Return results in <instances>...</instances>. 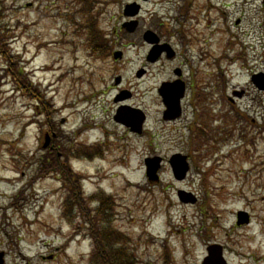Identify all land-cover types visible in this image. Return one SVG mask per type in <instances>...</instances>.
<instances>
[{
  "label": "rangeland",
  "instance_id": "rangeland-1",
  "mask_svg": "<svg viewBox=\"0 0 264 264\" xmlns=\"http://www.w3.org/2000/svg\"><path fill=\"white\" fill-rule=\"evenodd\" d=\"M133 1L0 0L6 264H87L100 230L108 235L103 249L122 252L126 264H202L210 244L223 246L227 264H264V93L250 81L264 72V0H141L138 26L128 32L121 27L133 17L122 10ZM146 30L186 56L184 69L203 73L197 83L205 97L193 100L196 113L187 103L175 133L160 121L154 91L169 66L158 62L136 78L150 49ZM115 51L123 57L114 59ZM120 88L148 110L142 135L113 120ZM227 109L226 125L203 116ZM196 140L203 146L193 153ZM174 153L192 155L183 181L166 163ZM152 156L163 161L157 182L145 176ZM177 190L197 202L181 203ZM238 211L248 212V223L236 225Z\"/></svg>",
  "mask_w": 264,
  "mask_h": 264
},
{
  "label": "flooded vegetation",
  "instance_id": "flooded-vegetation-1",
  "mask_svg": "<svg viewBox=\"0 0 264 264\" xmlns=\"http://www.w3.org/2000/svg\"><path fill=\"white\" fill-rule=\"evenodd\" d=\"M144 1V0H143ZM147 1V0H145ZM134 2V1H133ZM138 3V5L140 6L141 8V3H143L141 0H137L136 1ZM183 11V10H181ZM184 13L182 15H187V10H184L183 11ZM138 18V17H137ZM137 20V19H136ZM135 20V21H136ZM138 22V21H137ZM179 34V39H183L184 38V42H186V34L184 33V31H179L178 32ZM156 36V39H158V44L159 45H163V44H166L168 45V50L167 51H162L158 56H157V60H155L154 62H147L142 68H140L141 71H143V75L137 79H142L148 72H149V69L147 68V66H154L156 65L158 62H162L163 65H166V66H169V70H170V74H168V76L163 79L160 83L162 82H170V83H173L174 84V89L175 88H178L179 90H177V92L173 93L174 90L171 92L172 94V97H176L178 96L179 94L180 95V98H179V113L177 115V117H175L174 119H166L167 117H164V111H165V107L161 101V97L159 96V92H158V86L156 87V90L155 91V94L158 98V107H159V114H160V121L162 123H164L165 125L168 126V130L170 133H175L176 131L178 130H182L178 123L185 119L186 118V115L188 114L187 112V103L189 102V105H191L193 107L192 111L193 113H196V106L194 104V102H196V98L198 96H203L205 97V94H202L199 92V86H198V83H197V80L200 79V81L202 82V77H203V73L200 72L198 73L197 70L193 69L192 66H188V69H184V65H186L185 63L187 62V58L186 56H184V54L182 53H179L177 54V51L174 49V47L169 44L168 42H161V39L159 36ZM191 43H193V41H191ZM187 47L188 45L187 44H184V47H182L183 51H187ZM178 58H181L183 60L182 61H179ZM170 61V62H169ZM176 61L177 64L176 65H173V62ZM186 61V62H184ZM166 63V64H165ZM123 87V86H121ZM214 91L219 93L218 92V87H214ZM120 89H125V90H129V96L127 97V99L125 100H122L120 101L119 103H116L118 105L120 104H128L134 108H137L139 110H141V112L143 113V116H144V121L142 123V129H141V132L139 135H142L145 131H146V128H147V125H148V110H146L143 106H141L140 104L138 103H135L133 101V90L130 89V88H120ZM181 89V90H180ZM244 91H242V94H243ZM127 92H122L123 95H125ZM202 94V95H201ZM242 94H240L239 96H242ZM210 95V93H209ZM208 96V94L206 95ZM194 100V102H193ZM225 113H219V111L216 113V114H213L210 112V114H206L205 112H203V116L205 118H210V117H215V119L217 120H221L222 124L226 125L229 123V120L230 119V112L229 110H224ZM199 113V112H198ZM140 115V114H139ZM210 116V117H209ZM200 117L197 115V118ZM203 117H201L202 121L204 120ZM124 128L127 130L128 133L130 134H133L130 132L129 128L130 127H125ZM183 128H187L188 130H191V126H183ZM199 128V127H198ZM217 129L218 131H220V128L219 126H217ZM197 130V126L194 128V131ZM223 130H227L228 133H230V130L228 129V126L226 128H223ZM199 132H202L205 133V130H203V128H199V130H197ZM217 134H220V132H217ZM138 135V134H136ZM211 137V136H210ZM219 141V139L215 138V142ZM197 144L201 147V145L203 146V141H202V144H201V141L200 140H196L195 141V144L196 145V148L195 150L193 151V153L196 152V150L199 149V146H197ZM192 152V151H191ZM185 155L186 159H187V162H191L193 161L192 160V155H187V154H183ZM194 157V156H193ZM190 166V164H189ZM2 254V257L0 259V264H6V260H5V254L4 252L1 253Z\"/></svg>",
  "mask_w": 264,
  "mask_h": 264
},
{
  "label": "water",
  "instance_id": "water-1",
  "mask_svg": "<svg viewBox=\"0 0 264 264\" xmlns=\"http://www.w3.org/2000/svg\"><path fill=\"white\" fill-rule=\"evenodd\" d=\"M132 7V5H128L127 9ZM137 9V8H136ZM136 11V10H135ZM126 13V12H125ZM135 13V12H134ZM132 13L131 15H133ZM135 23L128 24L127 25V30L132 31L134 29ZM143 39L146 40L147 43H153L156 42L157 40L154 38L153 33L151 32H145L143 35ZM120 54L117 52L114 54V58H118ZM155 56L154 49L151 50L148 54V59L153 60ZM118 81V78L115 80V84ZM252 81L254 82V86H256L260 90H264V75L263 74H255L252 77ZM174 84H167L164 83L161 85L159 88V92L162 96V100L165 107V115L166 113L168 114H173L172 117L178 114V100L180 98L179 94L178 96L172 97V94L177 92L179 90L178 88H173ZM174 90V92L171 94V92ZM118 99V98H117ZM138 110H133L132 108L128 107H120L118 108V111H116V114L114 116V120L120 123H123L125 125H129L131 127V130L133 131H140V125L142 123V117L137 116L136 118L132 117L130 114L135 113L138 114ZM176 112V113H175ZM141 113V112H140ZM175 113V114H174ZM159 161L160 159L157 157L154 158H147L144 161V164L146 166V176L148 177L149 180H154L156 179V171L159 168ZM185 158L179 154H175L170 157L169 159V164L172 169V173L175 179L181 180L185 177V173L187 171V163L184 162ZM178 198L180 201L187 203H193L195 199L191 196L189 193H184L183 191L178 192ZM188 200V201H187ZM216 246H210L207 248L209 256L205 258L204 263L206 264L209 261H217L218 264H223L224 261L221 258V253L216 249Z\"/></svg>",
  "mask_w": 264,
  "mask_h": 264
},
{
  "label": "trees",
  "instance_id": "trees-1",
  "mask_svg": "<svg viewBox=\"0 0 264 264\" xmlns=\"http://www.w3.org/2000/svg\"><path fill=\"white\" fill-rule=\"evenodd\" d=\"M3 33H0V37H2ZM47 110V108H46ZM54 157V155H52ZM55 158V157H54ZM56 163H60L56 158H55ZM74 186V184H72ZM75 187V186H74ZM76 188V187H75ZM75 196L74 198L77 199L76 193L79 194L78 190L75 189ZM101 205H104V202H101ZM104 207L98 208L97 212L99 214H102L104 211ZM103 223V219L99 221V224ZM102 227L105 226V224L101 225ZM100 229V227L97 228V232ZM100 236L94 237L95 239V244L98 245L97 252H91L90 257H89V264H126L125 263V258L122 256V252H112V251H105L103 249V239L108 238V235L104 233L103 230H100L98 233ZM122 261V262H120ZM120 262V263H119Z\"/></svg>",
  "mask_w": 264,
  "mask_h": 264
},
{
  "label": "bare ground",
  "instance_id": "bare-ground-1",
  "mask_svg": "<svg viewBox=\"0 0 264 264\" xmlns=\"http://www.w3.org/2000/svg\"><path fill=\"white\" fill-rule=\"evenodd\" d=\"M4 180H2V182L3 181H5V180H8V178L7 177H4L3 178ZM236 218H244V219H246L247 221L249 220V215H248V212H245V211H238L237 213H236ZM217 248V250L219 251V252H224L223 251V246H221V245H217L216 246ZM246 258V256L245 255H243V259H245Z\"/></svg>",
  "mask_w": 264,
  "mask_h": 264
}]
</instances>
